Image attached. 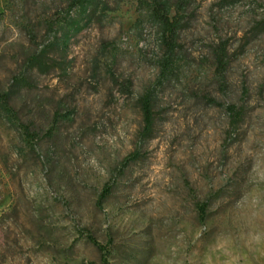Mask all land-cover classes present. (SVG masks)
<instances>
[{
  "label": "rangeland",
  "instance_id": "1",
  "mask_svg": "<svg viewBox=\"0 0 264 264\" xmlns=\"http://www.w3.org/2000/svg\"><path fill=\"white\" fill-rule=\"evenodd\" d=\"M148 1L0 0V264H264V0Z\"/></svg>",
  "mask_w": 264,
  "mask_h": 264
},
{
  "label": "trees",
  "instance_id": "2",
  "mask_svg": "<svg viewBox=\"0 0 264 264\" xmlns=\"http://www.w3.org/2000/svg\"><path fill=\"white\" fill-rule=\"evenodd\" d=\"M88 0H74L73 6H80V8L86 12L87 11V4ZM147 7L149 9L150 15L153 18L155 24L159 27L161 34V41L163 46L166 47L167 52L170 56H173L176 50V42L178 40L179 31H180V15L177 13L173 18L170 17L171 13V6L169 3L164 2L162 0H149L147 2ZM70 30L65 31L62 36V40H58L57 47H66L70 42L73 35L78 34L82 31L83 26L80 25L79 21H72L71 26L69 27ZM43 54H46V50L43 51ZM42 54V55H43ZM217 68L216 73L217 76L222 79L227 69V60L225 50L219 48L215 54ZM37 58L35 59L36 64ZM10 101V94L5 93L0 95V106L6 111L10 112L11 110L8 108V104ZM154 102L155 98L152 93H148L142 96L139 99L140 108L143 114V121H144V130L143 136L145 138L152 137L153 128L155 124V115H154ZM134 155L132 156V158ZM110 192L109 187L105 189L103 197H107V194ZM201 211H205L204 207H201ZM93 244L99 249L100 252H104L105 248L97 244L96 242L91 239ZM103 264H107V260L104 257L102 259Z\"/></svg>",
  "mask_w": 264,
  "mask_h": 264
}]
</instances>
